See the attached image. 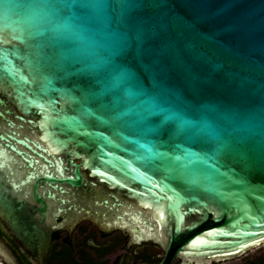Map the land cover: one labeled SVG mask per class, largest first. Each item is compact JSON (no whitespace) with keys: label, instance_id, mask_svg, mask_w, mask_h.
<instances>
[{"label":"water","instance_id":"obj_1","mask_svg":"<svg viewBox=\"0 0 264 264\" xmlns=\"http://www.w3.org/2000/svg\"><path fill=\"white\" fill-rule=\"evenodd\" d=\"M0 49V220L35 260L81 221L159 264L264 244V0H0Z\"/></svg>","mask_w":264,"mask_h":264},{"label":"flooded vegetation","instance_id":"obj_2","mask_svg":"<svg viewBox=\"0 0 264 264\" xmlns=\"http://www.w3.org/2000/svg\"><path fill=\"white\" fill-rule=\"evenodd\" d=\"M50 244L51 249L37 261L18 246L0 220V264H159L164 256L159 245L135 243L125 232H104L89 221L54 231ZM251 252L233 260L210 264H264V250L248 256ZM171 264H181V261L174 259Z\"/></svg>","mask_w":264,"mask_h":264},{"label":"rangeland","instance_id":"obj_3","mask_svg":"<svg viewBox=\"0 0 264 264\" xmlns=\"http://www.w3.org/2000/svg\"><path fill=\"white\" fill-rule=\"evenodd\" d=\"M262 250H264V246L261 247L259 250L252 251L250 254H248V256L259 254V253L262 252ZM227 264H228V263H227Z\"/></svg>","mask_w":264,"mask_h":264},{"label":"snow or ice","instance_id":"obj_4","mask_svg":"<svg viewBox=\"0 0 264 264\" xmlns=\"http://www.w3.org/2000/svg\"><path fill=\"white\" fill-rule=\"evenodd\" d=\"M2 54H3V50L2 49H0V56H2ZM151 150L149 149V152H150ZM162 155V154H161ZM177 160L179 159L178 157L176 158ZM248 245H245V247H247Z\"/></svg>","mask_w":264,"mask_h":264}]
</instances>
